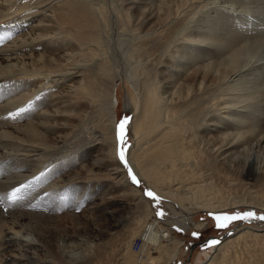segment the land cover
I'll return each mask as SVG.
<instances>
[{
    "label": "bare ground",
    "instance_id": "1",
    "mask_svg": "<svg viewBox=\"0 0 264 264\" xmlns=\"http://www.w3.org/2000/svg\"><path fill=\"white\" fill-rule=\"evenodd\" d=\"M99 1L0 0V264H94L96 260L94 263L92 260L97 257L98 241L96 244L91 243L88 236L80 234L79 228L63 225L57 231V225L50 223L57 218L56 213L61 207L65 206L66 199L63 201V198L68 191H76L71 198L72 205L82 198V203L89 205H86V210L88 208L91 211H95L101 202L112 199L111 196L108 199L93 193L94 184L90 186V180H82L95 175L94 170L101 168L105 172L96 173L106 181L100 184L101 189L117 192L119 200L130 196L138 208V213L128 222L124 237L123 234L106 231L107 235L114 234L111 237L112 245L126 239L118 248L121 264H171L182 244L181 240L164 231V225L150 218L153 212L149 201L142 189L128 180L125 166L119 160L116 77L120 74L113 71L111 62L114 61L110 62L111 58L107 57L110 54L105 55L107 42L104 43L103 35L109 18ZM158 1L162 3L166 0ZM174 1L176 9L181 7L179 2L183 0ZM150 2L121 0L116 5L119 33L120 29L126 35L127 32L131 33L127 43L129 54L124 52V61L131 57L133 62V56L150 59L155 55L157 65L151 68L144 57L147 63L142 62L150 68L146 65L133 67V63H138L136 60L132 65L131 60L128 62L134 69L127 80L132 86L131 99L125 104L132 112V143L126 155L128 164L136 176L156 194L174 200L183 207L185 214L176 219L177 224L183 227L192 225L202 228L204 222L193 219L199 210L213 212L239 205L264 211V200L243 201L227 192V188L237 185L239 180L263 177L264 170L257 161L250 159L252 152L246 153L244 148L251 139L257 152L264 148V138L260 134L251 138L254 128L260 129V126L255 127L257 119L250 120L251 117L244 111V107H251L250 104H246L243 97L242 100L235 98V94L234 98L229 96L228 99L232 98L229 100H220L217 94L218 101L211 105L205 103L204 95H213L211 91L206 95L208 87L224 75L234 76L239 69L235 65V57L198 49L195 58L204 55V63L189 61L187 64L195 65H189L190 72L180 75L181 71V77H175L180 80L177 84L173 76L176 73L165 70L168 69L165 63H170L173 68L178 64L174 58L171 61V56L168 58L163 55L169 54L167 46L174 41L175 38H170L177 33L175 29L179 23L170 19L168 7L165 8L161 3L156 6V3V8H152ZM111 4L115 7L113 2ZM243 7L246 8V5ZM109 29L112 28L109 26ZM250 32L248 35L252 37L254 33L251 35ZM237 35L229 37L231 45L236 42L238 45ZM259 52H256V56ZM206 58L209 60L206 61ZM245 58L249 60V56ZM149 63L154 65L151 60ZM211 67H215V72ZM165 83H172L174 89L166 90ZM225 86L221 88L224 90ZM204 132L209 136L203 142L201 135H206ZM76 162L80 164L72 170ZM83 181V185L77 184ZM60 183L71 185L60 187ZM16 189H19L17 199L12 200L10 197ZM90 194H94L93 198L89 197ZM185 201H189L190 207L184 205ZM80 218L86 219L84 215L74 216L76 221ZM153 223L159 224L158 230H152ZM110 229L108 226L105 230ZM96 231L97 235H103L102 230ZM136 235L140 243L138 248H134L135 244L132 243L131 249V238ZM153 251L157 255L152 256ZM242 251L245 252L244 256H240ZM202 264H264V229L240 227L232 235H226Z\"/></svg>",
    "mask_w": 264,
    "mask_h": 264
},
{
    "label": "rangeland",
    "instance_id": "2",
    "mask_svg": "<svg viewBox=\"0 0 264 264\" xmlns=\"http://www.w3.org/2000/svg\"><path fill=\"white\" fill-rule=\"evenodd\" d=\"M100 1L99 2H100V5H101L102 9H104L106 11V17L109 18V19H107V25H106V33L109 34V36L107 37L106 33H104L105 36L103 35V37H104V43L107 42V43L110 44V46H109V44L106 43L107 47L104 44V47H106L105 48V52H106L105 55L110 54V55L107 56L108 59H109V57L111 58V59H109V61L111 62L113 60L115 62V63L114 62H111V64L113 63L112 64V67L114 66L113 67V71L115 70L114 71L115 73H119L120 74L119 76L116 77L117 98H118V107H117V115H118V118H117L116 124L118 125L120 123L121 119L124 118V117L129 118L128 119V123L126 124V127H125L126 144L124 145V151H125V157H126L128 148H129V146L132 143V135H131V132H130V122H131V119H132V112L129 111L127 109L126 105H125V104H127L130 101V99H131L130 97H131V94H132V89H131L132 86L127 81V80H129V77L132 74V70H134L128 64V62H130V60H131V57H129L130 55H128L129 52H128V49H127V43L129 42L131 33L127 32L128 35H126L125 31L122 32L121 29H120V33H119V26H118L119 23L117 22V17H116L115 14L117 13L116 5H119V3H120L121 0H114V1H111V0H106V1L105 0H100ZM170 1L173 2L174 0H169V1L166 0V1L162 2V3L161 2L160 3L165 8L166 7L169 8V11L171 13L170 14V19L171 20L174 19L173 21L174 22H177L179 24L176 26V29H175L177 33L176 34H173L172 35L173 37L170 38L172 40L175 38L174 41H176V42L170 40V42L172 41V44H168V46H167V50H168V53L169 54H164L163 57L164 56H168V58H169V56H171L170 57L171 58V61H172V58H174L178 65H177L176 68H173L170 65V63L169 64H166L165 63V65H167V68L169 69V70L168 69H165V70H167L169 72H172L173 71L174 73H176V74L173 75L174 76V79L181 77V76H179V74L181 73V71H182V73L180 75H182L183 72L184 73H187L188 71L190 72V68H191L190 66L195 65L198 61H200V62H198V64L201 63V62L204 63L203 62L204 61V57H203L204 55L201 54L199 57L195 58L196 57V54H197L196 51L198 49H200L201 51L204 50V49H207V50H211V52H219L220 54H224L226 57H227V55H228V57L230 55L231 56H234L235 57V61L237 62L235 65L239 68V69L236 70L238 73L236 71H234V73L236 72L235 74L232 73V74H234V76L233 75L232 76H229L228 75V77H224L225 76L224 75L218 81L212 83L213 85H210L208 87L207 90H209V91L206 92V95L209 94L210 91H211L210 93L213 94V95H211V96L210 95H207V96L204 95V97L206 99V100L204 99L205 100V103L206 104H210V105H211L212 102L215 103L216 101H218V99L216 97L218 95H219L218 98L220 100H229V99L234 98L235 95H236L235 98H238L239 97L238 99L241 98V100H242V97H243V100L246 101L245 103L246 104L249 103L250 104L249 106H251L252 108L251 107H244L245 109L244 108H242V109H244V111L246 110V114H248L251 117L250 120L251 119H257V120H255L256 121V124H257L255 127H257V126L259 127L260 126V129L259 128H254V131L252 132L253 134L251 135V138H254V137L258 136L259 134L264 138V127H263L264 126V120H263L264 119V117H263V115H264V99H263L264 98V90H263V88L264 87H262V86H264L263 85L264 83H262V82H264V64H263L264 63V41H263L264 40V23H262V22H264V13H263L264 12V6L262 5V4H264V0H248L249 2H247V0H237L238 2H235L236 0H228V1L227 0H218V2L216 1V3H215V0H213V2L215 4L213 2H211L212 0L211 1L210 0H208V1L207 0H183L185 3L183 1H180L179 3L180 4H185V5H180L179 4V6H181V7L183 6L182 9H181V7H178L179 10L176 9V6H174V5H176V3H175L176 1L173 2L175 4H172ZM186 1H187V4H186ZM195 1H197V2H195ZM209 1L211 3H209ZM241 1L242 2L244 1V2L242 3ZM112 2L115 5V7L111 4ZM250 2L252 3L251 6H250ZM160 3H159L158 0H151V2H150L151 5L150 6L152 8H156V6H158V4H160ZM205 3L208 4L209 6H207ZM228 3H230L232 5V7H231V5L229 6ZM235 3H237V5H235ZM155 4H156V6H155ZM213 4H214V6H211ZM167 5H169V6H167ZM187 5H189V6H187ZM240 5H242V6L240 7ZM244 5H246V8L243 7ZM185 6H186V9H184ZM235 6H236V8H235ZM248 6H250V7H248ZM115 8H116V10H115ZM174 8H175V10H174ZM222 8H225V9H222ZM171 9L175 12V13L174 12L173 13L176 14V16L172 13ZM202 9L205 10V11H203ZM243 9H244V11H243ZM114 11H115V13H113ZM177 11H180L181 14H179V12H177ZM181 11L183 12V14H182ZM185 11L187 13H189L187 15L188 18L186 16L187 13ZM191 12H195V13H191ZM200 13H202V14H200ZM199 14H200V16H199ZM226 14H230V16H226ZM177 15H178V17H177ZM179 15L182 18H180ZM173 17H175V18H173ZM249 18L250 19H254L255 21L254 20H250ZM189 19H191V20H189ZM184 20L185 21L187 20V22L184 23ZM193 20H194V22H193ZM229 22H231V23H229ZM236 22L239 25H237ZM108 23L110 24L109 25L110 28H112V29H109V31H108V28H109ZM111 23H112V25H111ZM1 24H3V23H1ZM185 25L187 27H185ZM181 26H182V28H181ZM208 29H210V30H208ZM250 29H252V31ZM113 30H114V32H113ZM195 30H197V31H195ZM183 31H186V33L183 32ZM248 31L249 32L251 31L250 34L251 33L252 34L254 33L253 35L251 34L252 37L250 35H248ZM257 32L258 33L260 32V33L258 34ZM123 33H125V34H123ZM183 33H184V35H183ZM185 34H187V37H186ZM210 34H213V35H210ZM233 34H235V35L238 34L237 35L238 36V45H237V42L235 44H232V45L230 43L229 37L231 35H233ZM111 35H112V38L110 37ZM116 35H118V36L116 37ZM123 37L124 38L126 37V38L124 39ZM189 37H190V39H189ZM255 38H256L257 41H259V40L260 41L259 42H256ZM176 39H178V42H177ZM118 40H120L121 42L120 41L118 42ZM253 40H255V41H253ZM123 41H125V43ZM202 41H203V44L205 46L202 44ZM206 41H207V43H206ZM251 41H253V42H251ZM254 42H256V43H254ZM114 43H115V45H114ZM248 44H251V46L249 45L247 47ZM169 45L170 46L172 45L173 47H170ZM206 45H208L209 47L206 46ZM224 45H226V46H224ZM257 45H260V46H257ZM174 47H175V49H173ZM254 47H255V49H254ZM107 48H109V49L106 50ZM230 48H232V50ZM112 49L113 50H116V51H113ZM241 49H243V50H241ZM249 49H251V50H249ZM246 50H248V52H246ZM262 51H263V53H262ZM114 52H116V53H114ZM124 52L128 53L127 55L129 57V59H127L128 58L127 57L126 58L127 60H125V61H124V58L123 57L125 56L124 54H126V53H124ZM225 52H227V53H225ZM252 52H253V54H252ZM256 52H259V54L257 53V56H256ZM177 53H180V54H177ZM113 54H114V56H113ZM115 54H116V56H115ZM186 55H188V56H186ZM242 56L244 58L249 56V60L246 59V58L245 59L244 58L242 59L241 58ZM143 57L146 58V56H143ZM143 57H141V58L138 57L139 60L141 59L139 61L138 58H137V56H133V58L136 60V63L137 62L138 63L140 62V63L139 64L137 63L138 64L137 65V64L133 63V62H135V60L133 62L131 60V65L133 63V65H132L133 67H134V65H135V67H142L144 65V63L142 61H144L145 63H147L146 62V59L148 61L147 64L151 68H153L156 65V60H154L155 55H154V57L151 56L150 59L149 58H146V59L143 60ZM178 57L181 58V59H179ZM254 58H256V59H254ZM150 60H151V64L154 62V65L152 64L153 66L150 65V63H149ZM208 60L209 59L206 58V61H208ZM244 60H245V63H244ZM252 60H254V61H252ZM184 61H186V62H184ZM189 61L190 62H193L195 64H193V63L187 64ZM238 61H240V62H238ZM250 61H252L253 63H251ZM121 62H123L124 64L121 63ZM117 64H118L119 67H117ZM126 64H128V65H126ZM147 64H145V65L148 68H150ZM240 65H241V67H240ZM159 66L162 67L161 64ZM251 66H254V70H253V67L251 68ZM126 67L127 68L128 67H131V68L130 69L129 68L127 69ZM255 67H256V69H255ZM184 68H185V70H184ZM246 68H247V71H246ZM240 69H242V70L240 71ZM211 70L213 72H215V67L214 68L211 67ZM123 71L125 73H123ZM254 71H255V73H254ZM241 74H243V75L241 76ZM239 76H241V77L239 78ZM120 77H121V79H120ZM237 77H238V79H237ZM224 78H225V80H224ZM177 81H180V80H177V79L174 80V82H176L178 84L179 82H177ZM234 81H235L236 85L239 84V86H240V87L238 86L239 88L236 85H234L235 84ZM219 82H220V84H219ZM166 84L167 83L164 84V86H166V90L171 91V90L174 89V86H173L172 83H168L167 85ZM221 84H223V85H221ZM225 84H226V86H225ZM243 84H245L244 86H246V87L248 86V87L247 88L244 87ZM257 85H259V88L260 89L258 88ZM224 86H225V88L223 90V88H221V87H224ZM250 86H251V88H250ZM220 88H221V90H220ZM244 88H245V90H244ZM215 89L217 90V92L215 91ZM227 90H228V93H227ZM168 91L165 92L166 95H167ZM229 91H230V93H229ZM237 91H238V93H237ZM220 95H221V97H220ZM229 96H232V98L230 97L228 99ZM222 97H225V99H223ZM213 100H215V101H213ZM251 100L254 103H252ZM258 102H260V103H258ZM203 105H205V104H203ZM260 106H262V107H260ZM212 107H213V105H212ZM209 108H211V107H209ZM258 112L260 114H258ZM258 123H260V124H258ZM117 125H116V127H117ZM203 134H206V132H204ZM203 136L201 135V139L204 142L206 140V137H208L209 135L207 133L206 135H203ZM250 141H249L250 144L247 143V144L244 145V148L246 149L245 152L246 153H251L252 152L251 153L252 157L250 155V159H253V160L257 161L258 165H260V167L264 170V148H261V150H259V152H257L256 151L257 149L254 147V145H255L254 141H252V139ZM246 146H248V147L246 148ZM90 153L92 154L93 151L90 152ZM79 162L81 163V161H79ZM79 162L78 163L76 162L75 164L72 165V170L75 169L80 164ZM128 167H130L129 164H128ZM128 167L125 166V170L127 171L126 172L127 173L126 175L128 177V180L130 182H132L135 186H137L139 189H142L143 195H144V192H145L146 189H150L151 191H153L151 188H149L148 186H146L137 176L136 177L140 181V183L139 184L134 183L130 179V176H129V173H128ZM104 170H105L104 168H101L100 170H94L95 171V175H93V176L91 175L92 177L91 176L84 177L82 180L88 181V182L91 181L89 183L90 186H93V184H94V186H93L94 188L92 187V189H93L92 192L93 193H99V195L101 194V195H103V196H105L107 198L109 196H111L112 199L111 198H108V199H111V200H106L105 202H101L98 199H93V200H95L97 202H101L102 204L100 206H98L97 209H95V211H93V210L91 211L88 208L86 210V207L89 206V205H87L86 202H83L82 203V200H81L82 198H80V200L78 199L79 202L77 201L76 202V205H72L71 204L72 203V199L71 198H72V196L74 197V193L76 191H74V190L73 191L72 190L71 191H68L67 194L65 193L66 195L63 198L64 199L63 201H65V199H66L65 204H64L65 206H62L61 209L58 211V213H56V216H57V218L55 219L56 221L54 220L50 224L57 225V228H55V230H57V231L59 230V228H62L63 225L66 226V227H69V228H79L80 234L88 236L89 237V241L91 243H94L95 242V244H96V242L98 241L97 243L99 244V248L96 245V248H97L96 249L97 250V257H95L92 260L93 263H94L95 260L97 261V262L95 261L94 264H96V263L97 264H121L120 262H122V260L120 258L121 257L120 256V252H118V248L120 249V243H123L126 239L124 240V238H123L122 241L119 244H117V245H114L113 244L112 245L113 241L111 240V237L114 234H111L110 233V234L107 235L106 231H108V232L110 231V232H113V233L123 234V237H124V235L126 234L127 228L129 226L128 225V222H130L132 220V218L135 216L134 214H137L138 213V212H136V211H138V208H137V205L134 204V202L132 201V199H131L130 196L125 197L126 198V199L124 198L125 200L124 199L119 200L116 197L117 192H109V191L108 192H105L104 188L101 189V187H100L101 185L100 184H102V182L105 181V180H102V178H99L102 175H99L98 176V175H96V173H101V172L104 173L105 172ZM103 173H101V174H103ZM133 173H134V171H133ZM93 178L94 179L97 178V179L94 180ZM84 181L83 182H78L77 184L83 185L84 184ZM60 184H59L60 187H65V186H70L71 185V184H67V183H60ZM236 184L238 185V186L235 185L236 188H237V190L235 189V186H232L230 189L227 188V192H228L229 195L232 196L234 194L233 195L234 197L240 198L243 201H251V200L252 201H258V200L259 201H263L264 200V197L261 196V195L264 196V171H263V177L262 178H259L257 180H253V178H251V179H242V180H239V183H236ZM241 185H242V188L243 189L240 188ZM233 190H234V192H232ZM242 190H244V191H242ZM245 190H246V192H245ZM261 190H263L262 191L263 194L260 192ZM237 191L240 192V193H237ZM246 193H248V195H250V196H248ZM254 193L258 197L257 199H256V195ZM243 195L246 196V197H244ZM93 196H94V194L93 195L90 194L89 197L90 198H93ZM97 196L98 195H96L95 198H97ZM156 196L159 198L158 200H154L152 198H148V197H146L144 195V197L149 201V203H150V205L152 207V212L153 213H152V216H150V218L152 217L153 220L158 221L160 224L164 225L163 226L164 227L163 228L164 231L169 232L171 234V236L173 235V237H176V238H178L179 240L182 241V244H181V246L179 248L177 257L172 261L171 264H202L204 261L207 260V258L209 257V255L212 254L214 248L219 244L218 243V244H216L214 246H209L208 245V242L210 240L215 239V240H218V241L221 242L226 237V236L225 237H222L225 233H227V235H232L234 232H236L242 226H254L256 228H262V229H264V220H258V219H253L250 222H247V221H236V222L232 223L231 225H229L227 228H221V229H217L214 226L215 225V221L209 215V213H233V212H237V211L242 213V212H246V211H255L258 215L264 214V211L263 210H260L258 208L248 207V206H239V205H236V206L234 205V206L229 207L227 209H223V210H220V211H213V212H211V211H209V212H207V211H200V210L199 211H196V213L194 214V218L193 219L196 220V221H202V222H204V225L202 226V228H196V227H194L192 225H189L187 227H183V226L177 224V221H176V219H178V217L183 216L185 214L183 207H181V205L179 203L175 202L174 200H171L169 198L160 196L158 194H156ZM259 196H261V197H259ZM68 198L71 199V200H69ZM188 202L185 201L184 202L185 203L184 205L185 206H189L190 203H188ZM79 203L80 204L82 203V205L79 206ZM74 209H76V210H74ZM70 212H72V213H70ZM157 212H161L162 215H157ZM69 213L71 214V216H70ZM75 215H82V216L84 215V217L86 219H81L80 218V220H77L78 221L77 222L74 219V216ZM257 220H258V222H257ZM60 222H61V224H60ZM108 226H110L111 229L110 230H105V229H107ZM151 226L153 227L152 230H154V231L159 229V224H157V223H153ZM53 228H54V226H53ZM98 229H100V230L103 231V235L102 236L97 235L98 234L97 233L98 231H96V230H98ZM193 233H201V235L197 238V237H194L193 236ZM136 238H137V235H136V237L133 236L131 238L130 246H129V247H131V249H133L132 243H135L137 241ZM103 240L106 243L103 242ZM103 243H105V244H103ZM100 246H102V247H100ZM241 253L242 254L240 256H242L243 253L245 254V252H243V251ZM151 255L152 256H155V255H157V252L153 251L151 253ZM97 258L100 259V260H98ZM100 261H101V263H100Z\"/></svg>",
    "mask_w": 264,
    "mask_h": 264
},
{
    "label": "snow or ice",
    "instance_id": "3",
    "mask_svg": "<svg viewBox=\"0 0 264 264\" xmlns=\"http://www.w3.org/2000/svg\"><path fill=\"white\" fill-rule=\"evenodd\" d=\"M31 106V105H30ZM23 111V109H21ZM127 117H124L121 119L120 123L117 125V143H118V156L119 160L126 166L128 167V163L125 157V151H124V145L126 144V139H125V127L126 124L128 123ZM128 173L130 176V179L134 182L139 184L140 181L137 179L136 175L133 173L132 168L128 167ZM19 192V189H16L15 192L12 193L10 199L16 200L17 196L16 193ZM144 195L148 198H152L154 200H158L159 198L156 196V194L151 191L150 189H146L144 192ZM157 215H162L161 212H157ZM209 215L214 219L215 221V227L217 229L221 228H227L229 225L236 221H247L250 222L253 219H258V220H264V214L258 215L255 211H246V212H233V213H209ZM201 233H193L194 237H199ZM220 243L218 240H210L208 242L209 246H214L216 244Z\"/></svg>",
    "mask_w": 264,
    "mask_h": 264
},
{
    "label": "built area",
    "instance_id": "4",
    "mask_svg": "<svg viewBox=\"0 0 264 264\" xmlns=\"http://www.w3.org/2000/svg\"><path fill=\"white\" fill-rule=\"evenodd\" d=\"M140 243V238L137 237V241L134 243V248H138V245Z\"/></svg>",
    "mask_w": 264,
    "mask_h": 264
},
{
    "label": "water",
    "instance_id": "5",
    "mask_svg": "<svg viewBox=\"0 0 264 264\" xmlns=\"http://www.w3.org/2000/svg\"><path fill=\"white\" fill-rule=\"evenodd\" d=\"M257 222H258V220H257ZM226 235H227V233H225L222 237H224V236H226ZM222 237H221V238H222Z\"/></svg>",
    "mask_w": 264,
    "mask_h": 264
}]
</instances>
